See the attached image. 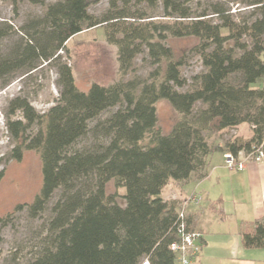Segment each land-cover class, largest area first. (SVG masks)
Returning a JSON list of instances; mask_svg holds the SVG:
<instances>
[{
	"label": "trees",
	"instance_id": "trees-1",
	"mask_svg": "<svg viewBox=\"0 0 264 264\" xmlns=\"http://www.w3.org/2000/svg\"><path fill=\"white\" fill-rule=\"evenodd\" d=\"M91 1L48 4L28 24L26 39L10 54H0L2 86L19 70L30 75L49 65L59 87L56 103L43 114L26 97L8 102L11 155L20 160L25 149L38 152L43 179L33 201L18 205L0 223L24 208L31 219L49 212L26 264H141L145 259L180 264L170 244L178 238L184 200H166L163 189L204 178L216 151L238 157L264 144V0H234L236 8L212 0L195 9L193 0H133L160 4L161 19L119 8L132 0H110L111 8L95 17L88 11ZM102 25L106 41L118 47L123 74L147 51L157 65L149 80L93 83L87 91L77 87L62 52L69 54L67 43L76 34ZM9 32L0 27V47ZM169 37L199 41L193 51L204 70L187 89L183 61L165 44ZM259 83L262 87L255 88ZM160 100L178 115L167 133L157 126ZM243 123L251 127L250 138L222 139ZM87 137L92 141L81 144ZM3 175L4 169L0 181ZM111 181L125 189L123 205L118 193H107ZM241 238L246 248H264V216L245 226Z\"/></svg>",
	"mask_w": 264,
	"mask_h": 264
},
{
	"label": "rangeland",
	"instance_id": "rangeland-1",
	"mask_svg": "<svg viewBox=\"0 0 264 264\" xmlns=\"http://www.w3.org/2000/svg\"><path fill=\"white\" fill-rule=\"evenodd\" d=\"M55 1L57 0H0V27L10 31L1 42L0 54H10L12 49L26 39L28 24L40 18L46 6ZM209 1L212 0H193L190 7L195 9ZM223 1L228 2L231 7H237L234 0ZM238 4H240L239 7L244 6V4ZM118 5L119 8L135 15L153 14L156 16L153 19H161L163 11L160 4L157 7H151L147 3L137 4L133 0L127 6L122 2ZM110 8V0H92L88 11L95 17H101ZM105 35L104 25L86 29L68 41V55L62 52L64 60L72 67L75 83L80 90L87 91L93 83L108 86L121 79L146 81L151 78L157 65L153 63L147 51L138 54L131 69L123 74L118 61V47L108 43ZM198 42V39L194 37H169L165 41L172 50L174 58L183 61L181 75L187 83L185 89L193 85V77L204 70L200 56L193 51ZM162 68L164 69L163 63ZM12 77L6 86H2L0 82V170L4 169V175L0 181V218L12 213L18 205L31 203L39 193L43 179L42 161L38 152L25 149L20 160H16L11 155L15 142L6 128L8 102L18 95L26 97L36 111L43 114L56 103L59 97L57 72L49 65H43L30 75L19 70ZM254 87L260 88L262 84H256ZM107 115L108 113H105L103 116ZM157 118V126L163 133H167L177 121L178 115L166 100H160L157 102ZM239 132L245 138L252 136V130L247 123L239 125ZM236 135L238 134L235 129H230L223 133L222 139L226 140ZM91 141L92 138L87 137L81 141V144L86 145ZM170 185L166 186L163 194L168 192ZM124 191L125 189L117 187L114 181L107 185L108 194H119L117 201L121 205L124 204L121 197ZM57 195L58 192L55 194V199ZM48 216L49 212L38 219H31L24 208L15 212L7 224L0 223V264H26L40 239L38 235L42 223ZM205 217L202 220L207 226ZM215 228L217 227L210 229L217 230ZM219 228L226 230L227 225ZM210 254V251L205 253L206 256ZM217 258L210 264H222Z\"/></svg>",
	"mask_w": 264,
	"mask_h": 264
},
{
	"label": "crops",
	"instance_id": "crops-1",
	"mask_svg": "<svg viewBox=\"0 0 264 264\" xmlns=\"http://www.w3.org/2000/svg\"><path fill=\"white\" fill-rule=\"evenodd\" d=\"M235 132L242 136L239 126ZM225 154L216 151L210 156L204 178L193 177L181 185L169 183L163 197L182 201L194 194L201 196L198 204L186 207L190 228L201 234V251L192 264H210L216 257L222 264H264V248H246L241 238L245 226L264 216V161H246L243 170H230ZM225 224L226 230L219 228ZM206 251L211 254L206 256Z\"/></svg>",
	"mask_w": 264,
	"mask_h": 264
},
{
	"label": "built area",
	"instance_id": "built-area-1",
	"mask_svg": "<svg viewBox=\"0 0 264 264\" xmlns=\"http://www.w3.org/2000/svg\"><path fill=\"white\" fill-rule=\"evenodd\" d=\"M246 161H264V144L254 147L249 153H240L234 157L230 153L225 154V165L230 170H243ZM201 201L199 194L189 196L184 200L179 210L178 238L170 244V250L177 253L180 264H192L199 256L201 250V234L198 231L190 230L186 222V207L189 203L198 204ZM142 264H149L145 259Z\"/></svg>",
	"mask_w": 264,
	"mask_h": 264
}]
</instances>
